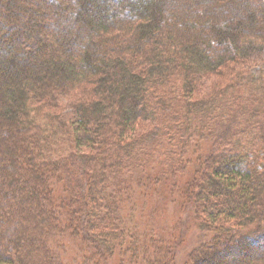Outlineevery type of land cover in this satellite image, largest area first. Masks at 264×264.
<instances>
[{
	"label": "trees",
	"instance_id": "obj_1",
	"mask_svg": "<svg viewBox=\"0 0 264 264\" xmlns=\"http://www.w3.org/2000/svg\"><path fill=\"white\" fill-rule=\"evenodd\" d=\"M212 255L264 264V0H0V264Z\"/></svg>",
	"mask_w": 264,
	"mask_h": 264
},
{
	"label": "rangeland",
	"instance_id": "obj_2",
	"mask_svg": "<svg viewBox=\"0 0 264 264\" xmlns=\"http://www.w3.org/2000/svg\"><path fill=\"white\" fill-rule=\"evenodd\" d=\"M178 217H179V215H178ZM188 218V221H189V223L188 224H190V225H188V226H191V222H190V220H189V217H187ZM190 219H191V217H190ZM186 237H187V239H188V241H189V243H191V241H193V243H194V241H196V240H198L199 238V235L198 234H196V230L194 229V228H192L191 230H186ZM116 261H117V259H115ZM119 263V262H118Z\"/></svg>",
	"mask_w": 264,
	"mask_h": 264
},
{
	"label": "bare ground",
	"instance_id": "obj_3",
	"mask_svg": "<svg viewBox=\"0 0 264 264\" xmlns=\"http://www.w3.org/2000/svg\"><path fill=\"white\" fill-rule=\"evenodd\" d=\"M203 264H223L216 255L208 257Z\"/></svg>",
	"mask_w": 264,
	"mask_h": 264
}]
</instances>
